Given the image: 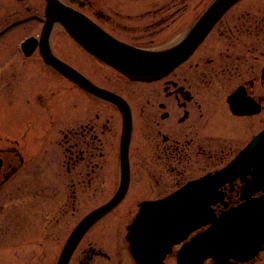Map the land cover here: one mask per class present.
<instances>
[{"label": "flooded vegetation", "instance_id": "obj_1", "mask_svg": "<svg viewBox=\"0 0 264 264\" xmlns=\"http://www.w3.org/2000/svg\"><path fill=\"white\" fill-rule=\"evenodd\" d=\"M39 1L0 0V264H58L83 219L112 202L68 264H138L127 237L140 206L222 171L264 131V0L232 5L156 78L106 65L60 22L46 31ZM57 1L134 51L167 54L215 0ZM244 186L220 189L216 215L264 197ZM182 246L162 264H179ZM245 264H264V246Z\"/></svg>", "mask_w": 264, "mask_h": 264}, {"label": "water", "instance_id": "obj_2", "mask_svg": "<svg viewBox=\"0 0 264 264\" xmlns=\"http://www.w3.org/2000/svg\"><path fill=\"white\" fill-rule=\"evenodd\" d=\"M238 1L216 0L186 39L167 54L134 51L57 0H46V31L54 22H60L83 49L106 65L128 76L156 78L184 61L224 13ZM46 60L55 63L51 57ZM75 78L76 83L84 89L101 94L83 77L77 75ZM251 150L256 153L252 155ZM248 176L250 180H246ZM237 178L245 180L244 198L250 197L256 190L264 191V132L227 169L191 183L167 201L143 206L129 228L127 237L136 262L162 264L174 245L184 242L190 233L206 227L205 232L185 244L178 253L180 264H204L207 259H212L213 264H244L253 260L264 246V198L231 209L219 217L213 210L222 200L219 192L221 187ZM116 205L117 202H112L103 206L79 224L66 243L58 264H68L75 246L84 234Z\"/></svg>", "mask_w": 264, "mask_h": 264}, {"label": "rangeland", "instance_id": "obj_3", "mask_svg": "<svg viewBox=\"0 0 264 264\" xmlns=\"http://www.w3.org/2000/svg\"><path fill=\"white\" fill-rule=\"evenodd\" d=\"M63 1H66L67 3H74V4H76V5H81V6H89V0H63ZM138 1V0H137ZM262 2H264V1H262ZM139 3H140V1H139ZM252 3H255V2H252ZM34 4H35V6L36 7H38V9H39V6H40V1L39 0H34ZM137 5V2L135 1V2H132L131 1V6L132 5ZM88 9V8H87ZM56 255V253H54V254H51V259H49V260H54V256ZM12 261H14L15 262V259H12ZM52 263V262H51ZM50 263V264H51ZM16 264V263H15Z\"/></svg>", "mask_w": 264, "mask_h": 264}, {"label": "bare ground", "instance_id": "obj_4", "mask_svg": "<svg viewBox=\"0 0 264 264\" xmlns=\"http://www.w3.org/2000/svg\"><path fill=\"white\" fill-rule=\"evenodd\" d=\"M198 21H199V20H198ZM196 24H197V23H196ZM196 24H195V25H196ZM193 28H194V27H193ZM193 28H192V29H193Z\"/></svg>", "mask_w": 264, "mask_h": 264}]
</instances>
